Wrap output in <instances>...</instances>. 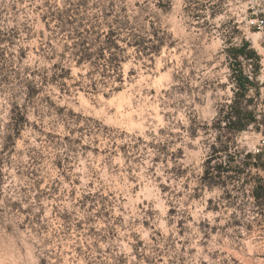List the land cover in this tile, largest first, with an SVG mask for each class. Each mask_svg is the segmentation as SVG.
<instances>
[{
	"label": "rangeland",
	"instance_id": "obj_1",
	"mask_svg": "<svg viewBox=\"0 0 264 264\" xmlns=\"http://www.w3.org/2000/svg\"><path fill=\"white\" fill-rule=\"evenodd\" d=\"M245 2L0 0V264H264Z\"/></svg>",
	"mask_w": 264,
	"mask_h": 264
},
{
	"label": "trees",
	"instance_id": "obj_2",
	"mask_svg": "<svg viewBox=\"0 0 264 264\" xmlns=\"http://www.w3.org/2000/svg\"><path fill=\"white\" fill-rule=\"evenodd\" d=\"M114 46H107L105 49L110 52L112 55V49L117 48V44H113ZM251 45L249 41L244 40L241 46H235L230 48L231 57L237 64V85L238 91L236 92V96L234 99V103L232 106V115L228 117L227 124L230 128L236 131H243L246 130L251 124L257 122V116L253 110H249L247 104H243L245 99L248 97V93L252 87H255L257 83L254 79H251L249 75L245 74L243 64L241 62V58L250 59L258 62L259 56L257 55L256 51L250 48ZM103 53V52H102ZM104 54V53H103ZM116 65H114L115 69ZM258 63L255 68V72H258ZM116 71V69H115ZM251 99L248 100L250 102ZM249 157L252 158H259L261 159L262 153L259 154H249ZM262 163V167L264 168V162ZM260 165V164H259ZM222 169V166L218 167ZM211 173L210 168L206 172V175ZM255 197H262L264 196V181H260L254 191Z\"/></svg>",
	"mask_w": 264,
	"mask_h": 264
},
{
	"label": "built area",
	"instance_id": "obj_3",
	"mask_svg": "<svg viewBox=\"0 0 264 264\" xmlns=\"http://www.w3.org/2000/svg\"><path fill=\"white\" fill-rule=\"evenodd\" d=\"M245 5V23L248 30L264 33V0H246ZM250 78L253 79V76L250 75Z\"/></svg>",
	"mask_w": 264,
	"mask_h": 264
},
{
	"label": "bare ground",
	"instance_id": "obj_4",
	"mask_svg": "<svg viewBox=\"0 0 264 264\" xmlns=\"http://www.w3.org/2000/svg\"><path fill=\"white\" fill-rule=\"evenodd\" d=\"M253 34H254V33H253ZM258 36H259V33H255L254 41H255V43H257V45H258Z\"/></svg>",
	"mask_w": 264,
	"mask_h": 264
}]
</instances>
